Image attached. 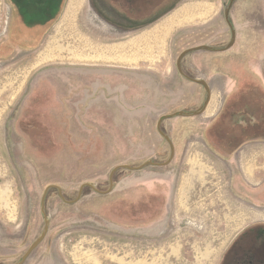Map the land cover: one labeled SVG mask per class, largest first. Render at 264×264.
<instances>
[{
    "label": "rangeland",
    "instance_id": "rangeland-1",
    "mask_svg": "<svg viewBox=\"0 0 264 264\" xmlns=\"http://www.w3.org/2000/svg\"><path fill=\"white\" fill-rule=\"evenodd\" d=\"M90 2L78 12L89 26L31 27L0 0V264H221L224 232L169 214L168 138L204 105L192 81H212L238 35L264 31V0H164L129 29L108 23V10L126 16L118 6ZM137 26L139 70L121 47ZM243 83L218 122L264 92Z\"/></svg>",
    "mask_w": 264,
    "mask_h": 264
},
{
    "label": "crops",
    "instance_id": "crops-1",
    "mask_svg": "<svg viewBox=\"0 0 264 264\" xmlns=\"http://www.w3.org/2000/svg\"><path fill=\"white\" fill-rule=\"evenodd\" d=\"M83 1L62 0L54 25H61L68 19H72L73 24H83V27L86 22L88 26L91 21L96 22L90 14L86 17L89 21L78 15ZM99 1L116 8L113 0H108L109 5L104 0ZM108 13L109 24L118 23L112 19L113 16L121 21L120 26L125 29L134 24L121 13V16L109 10ZM242 38L243 35H238L235 47L221 50L224 52L223 63L216 70L212 69L216 73L212 81H192L203 88L206 86L204 105L180 118L183 121L174 120L175 128L168 138L171 152L167 164H170L168 191L165 194L168 195L170 216L181 217L175 222L191 226L187 228L190 231L224 232V243L220 246L227 248L251 227L264 224V135L251 134L234 151L224 153L226 147L213 131L223 109L222 100L233 90L244 86L245 77L250 83L264 88V31L250 28ZM125 40L121 47H131L129 56L132 65L139 70L143 67V30H139L138 26L131 34L127 30ZM216 82L218 85H215ZM248 94L256 102H261V98L264 100V92L259 95V92L250 90ZM237 102L229 105L223 114ZM251 119V124L255 125L257 119ZM160 194L163 193L160 191ZM225 253H222L219 263Z\"/></svg>",
    "mask_w": 264,
    "mask_h": 264
},
{
    "label": "trees",
    "instance_id": "trees-1",
    "mask_svg": "<svg viewBox=\"0 0 264 264\" xmlns=\"http://www.w3.org/2000/svg\"><path fill=\"white\" fill-rule=\"evenodd\" d=\"M164 0H113L117 8L120 9L129 19L134 21H144L154 15L155 11L146 14L150 11L147 8L154 10L155 5H160ZM154 7V8H153ZM256 102L250 98L249 94L243 96L237 103L230 107L214 127L215 135L224 143V153L234 151L240 144L250 138L251 134L258 133L264 135V100ZM262 103V104H261ZM257 119L255 125L251 124V118ZM221 124V125H220ZM220 125V127H219ZM255 228V226H253ZM251 227L249 230L254 229ZM246 232V231H245ZM231 252H228L221 264H229ZM244 260V259H243ZM249 258L246 264H251Z\"/></svg>",
    "mask_w": 264,
    "mask_h": 264
},
{
    "label": "flooded vegetation",
    "instance_id": "flooded-vegetation-1",
    "mask_svg": "<svg viewBox=\"0 0 264 264\" xmlns=\"http://www.w3.org/2000/svg\"><path fill=\"white\" fill-rule=\"evenodd\" d=\"M61 3L62 0H11L20 17L31 27L42 22L41 27L53 26ZM228 252H231L229 264H246L249 258L253 259L251 264H264V224H258L254 229L242 233Z\"/></svg>",
    "mask_w": 264,
    "mask_h": 264
}]
</instances>
